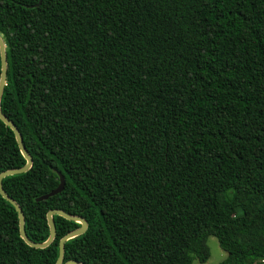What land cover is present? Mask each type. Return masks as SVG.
<instances>
[{"label":"trees","instance_id":"16d2710c","mask_svg":"<svg viewBox=\"0 0 264 264\" xmlns=\"http://www.w3.org/2000/svg\"><path fill=\"white\" fill-rule=\"evenodd\" d=\"M0 0L1 108L33 158L3 180L64 263L264 264V0ZM1 58V57H0ZM1 77V60H0ZM0 120V174L23 168ZM66 184L62 193L36 199ZM0 195V264H56Z\"/></svg>","mask_w":264,"mask_h":264},{"label":"water","instance_id":"95a60500","mask_svg":"<svg viewBox=\"0 0 264 264\" xmlns=\"http://www.w3.org/2000/svg\"><path fill=\"white\" fill-rule=\"evenodd\" d=\"M42 0H39V3L35 6L38 7L39 5H41ZM0 60H1V77H0V120L7 126L9 127L12 131H13V135H15L16 141L18 143L19 149L23 155V157L26 159L27 164L20 169H12V170H8L5 171L3 173L0 174V195L8 202L10 203L17 211L18 213V218H19V232H20V237L22 238V240L31 248L34 249H46L47 247L50 246V244H52L56 238V225L54 222V216L58 215L61 216L69 221H73L76 223H79L81 225V227L71 233H69L68 235H66L65 237H63L60 240L59 243V258L56 264H82L78 261H68L66 263H64V254H65V244L66 242H68L71 239H74L76 237H79L83 234H85L88 230V222L82 218V217H77V216H71L65 212H62L60 210H51L48 214H47V221H48V226L50 229V236L48 238V240L44 243H35L33 241H31L29 239V237L26 234V229H25V216L23 213V210H21L22 208L20 207V205L13 200L4 190L3 188V180L7 177L10 176H15V175H20V174H24L27 173L33 166V158L29 155L24 142H23V138L20 135V131L17 128V126L9 119L7 118L2 111L1 108V104H2V98H3V94H4V90L7 84V74H8V62L6 60L7 58V52H6V45L0 35ZM65 178L60 175V184L59 186L52 191L51 193L44 195L37 200V202L40 201H45L48 200L51 197H54L60 193L63 192L64 188H65Z\"/></svg>","mask_w":264,"mask_h":264},{"label":"rangeland","instance_id":"374dc122","mask_svg":"<svg viewBox=\"0 0 264 264\" xmlns=\"http://www.w3.org/2000/svg\"><path fill=\"white\" fill-rule=\"evenodd\" d=\"M207 245L210 249V258L206 263H200L197 259L193 264H219L227 257V253L221 248L217 238L211 236L208 238Z\"/></svg>","mask_w":264,"mask_h":264}]
</instances>
